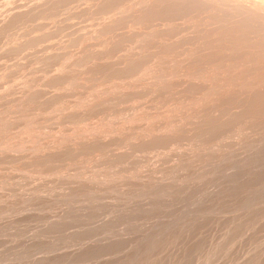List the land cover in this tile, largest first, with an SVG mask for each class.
Returning a JSON list of instances; mask_svg holds the SVG:
<instances>
[{
    "label": "rangeland",
    "instance_id": "obj_1",
    "mask_svg": "<svg viewBox=\"0 0 264 264\" xmlns=\"http://www.w3.org/2000/svg\"><path fill=\"white\" fill-rule=\"evenodd\" d=\"M76 1L0 0V264H264V16Z\"/></svg>",
    "mask_w": 264,
    "mask_h": 264
},
{
    "label": "bare ground",
    "instance_id": "obj_2",
    "mask_svg": "<svg viewBox=\"0 0 264 264\" xmlns=\"http://www.w3.org/2000/svg\"><path fill=\"white\" fill-rule=\"evenodd\" d=\"M25 1H26V0H25ZM77 1H78V0H77ZM77 1H76V2H77ZM133 1H134V0H133ZM142 1L144 2V0H142ZM142 1H141V2H142ZM145 1L147 2V0H145ZM162 1H163V0H162ZM175 1H176V0H175ZM192 1H193V0H190V1H187V0H186L187 5H189L188 2L190 3V2H192ZM195 1H196V2H195ZM195 1H193L194 3H196L195 5H197V2H198V3L200 2L199 6L202 5V3H207V4L210 3L211 5H212L213 3H215V4H216V5H215L216 7H217L218 5H219V6L222 5V9H223V8L226 9L225 7L228 6V4H229V6H228L229 9H231V8H232V10H233V9H235V10L239 9V10L242 11V13H244V14L246 13V14H245V15H247L246 17L251 16L252 13H253V14H259V15H261V16H264V3H263V1H261V0H258V1H257V0H245V1H244V0H243V1H241V0H195ZM79 2H80V1H79ZM79 2H77V3H79ZM81 2H82V1H81ZM81 2H80V3H81ZM135 2H136V1H135ZM141 2H140V3H141ZM148 2H150V0H148ZM151 2H152V1H151ZM157 2H158V1H157ZM178 2L181 3L180 0H178ZM182 2H183V0H182ZM186 2H185V3H186ZM193 2H192V3H193ZM212 2H213V3H212ZM132 3L134 4V2H132ZM132 3H129V5L131 4V5L129 6V7H130L129 9H131V8L134 6V5H132ZM136 3H137V2H136ZM136 3H135V4H136ZM158 3H159V2H158ZM194 3H193V4H194ZM22 4H23V3H22ZM137 4H138V3H137ZM207 4H203V5H202L203 10L206 9V8H208V9L205 10L206 12L203 11L199 6H198V8L201 9V10H199L196 6H195V8H192L193 6H191V7H189V9H190V8H192V10L195 9V12H194V11H193V12H194V15L197 16V17H199V15H200V16L205 15V16L207 17V15H209V14H207V13H208L207 11H209V10L211 11V10L214 9V11H211V12H215V8H216L215 6H214L215 8H213V6H210V5H207ZM217 4H218V5H217ZM190 5H191V4H190ZM190 5H189V6H190ZM206 5H207V6H206ZM213 5H214V4H213ZM78 6H80V4H78ZM135 6H136V5H135ZM183 6H184V5H183ZM205 6H206V8H205ZM224 6H225V7H224ZM184 7H185V6H184ZM209 7H210V8H209ZM211 7H212V9H211ZM220 7H221V6H220ZM220 7H217V8L220 9ZM133 8H134V7H133ZM217 8H216V9H217ZM66 9H68V8H66ZM66 9H65V10H66ZM218 9H217L216 11H218ZM224 9H223V10H224ZM6 10H7V9H6ZM190 10H191V9H190ZM190 10H187V11H184V12H188V13H189ZM192 10H191V12H190V15H191V14L193 15ZM196 10L199 11V12H198L199 15H196V14H197V13H196ZM226 10H228V9H226ZM226 10H224V11H226ZM232 10H231L230 12H232ZM239 10H237V12H238ZM112 11H115V10H112ZM112 11H111V14L113 13ZM201 11H203L202 13L205 12V14H202ZM210 11H209V13H210ZM220 11H222V10L220 9ZM12 12H13L12 10H11V12L9 11V14L12 13ZM180 12H181V11H180ZM234 12H236V11L233 10V13H234ZM237 12H236V13H237ZM115 13H119V11H117V12H115ZM115 13H114V15H116ZM182 13H183V12H182ZM200 13H201L202 15H201ZM216 13H217L218 17L221 16V13H220V12H219V13L216 12ZM223 13H225L226 15H228L229 11H228V12H223ZM223 13H222V14H223ZM239 13H240V11H239ZM239 13H238L237 18L235 17V15H237V14H235V13H234V15H232V16L230 15V17H234V20H235V19H238L239 15H240ZM3 14H4V13H3ZM107 14H108V13H107ZM185 14L187 15V13H185ZM185 14H184V15H185ZM206 14H207V15H206ZM212 14H213V13H211L210 16H211ZM225 14H224V15H225ZM231 14H232V13H231ZM248 14H249V15H248ZM104 15H105V14H104ZM104 15H102V16L104 17V19L102 18V20H101V19L99 18L100 21H103V20L106 19V18H105L106 16H104ZM109 15H110V11H109ZM112 15H113V14H112ZM133 15H134V14H133ZM184 15H183V16H184ZM188 15H189V14H188ZM194 15H193V16H194ZM215 15H216V14H214V18L216 19L217 15H216V16H215ZM226 15H225V18L227 17ZM245 15H244V16H245ZM107 16H108V15H107ZM110 16H111V15H110ZM193 16H190V17L192 18ZM195 16H194V17H195ZM222 16H223V15H222ZM253 16H254V15H253ZM3 17H4V15H3ZM108 17H109V16H108ZM108 17H107V18H108ZM180 17H181V15H180ZM184 17H185V16H184ZM184 17H183V20H185ZM194 17H193L194 22H196L195 19H196V20H197V19H198V20L200 19V20H201L202 22H204V23H205V21H207L208 19L211 20V18H209V17H208L207 20H206V18H205L204 16L201 17V18H196V17L194 18ZM211 17H212V16H211ZM230 17H229V15H228L227 18H230ZM240 17L242 18L241 15H240ZM177 18H179V17H177ZM181 18H182V17H181ZM181 18H179V19H181ZM185 18H186V17H185ZM187 18H189V16H187ZM187 18H186V19H187ZM202 18H203V20H204V18H205V20L203 21ZM252 18H253V17H252ZM261 18H262V17H261ZM162 19H163V18H162ZM215 19H212V21L215 20ZM220 19H221V17H220ZM232 19H233V18H232ZM247 19H249V18H247ZM250 19H251V17H250ZM255 19H256V17H254V20H255ZM175 20H176V19H175ZM187 20H189V19H187ZM190 20L192 21V19H190ZM190 20H189V21H190ZM210 20H208L206 23H210V22H211ZM225 20H226V19H225ZM225 20H224V21L221 20V21L225 22ZM234 20H232V21H234ZM240 20H241V21H239V19L237 20L238 23H236V20H235L236 25H239L244 19L242 18V19H240ZM251 20H253V19H251ZM260 20H261V19H260ZM154 21H155V20H154ZM180 21H182V19H181ZM191 21H190V23H191ZM209 21H210V22H209ZM217 21H218V20L216 19L215 21H213V23H214V22H217ZM219 21H220V20H219ZM221 21H220V22H221ZM255 21H256V20H255ZM95 22H96V21H95ZM105 22H106V20H105ZM105 22L103 21V23H105ZM109 22H111V21H109ZM173 22H174V21H173ZM175 22H176V21H175ZM175 22H174V23H175ZM177 22H179V20H177ZM183 22H185V21H183ZM192 22H193V21H192ZM194 22H193V23H194ZM202 22H201V23H202ZM223 22H222V23H223ZM239 22H240V23H239ZM244 22H245V21H244ZM249 22H251V21L249 20ZM258 22L261 23V21H259V20L257 21V23H258ZM262 22H263V21H262ZM99 23H100V22H99ZM163 23H164V22H163ZM165 23H166V22H165ZM186 23H188V22H186ZM193 23H192V25H193ZM197 23H200V21H199V22L197 21ZM206 23H205V24H206ZM211 23H212V22H211ZM211 23H210V24H211ZM213 23L211 24V26L213 25ZM217 23H218V22H217ZM217 23H215V24H217ZM260 23H258V24H260ZM182 24H183V23H182ZM195 24H196V23H195ZM195 24H194V27H195ZM205 24L202 23V25H203L202 27H204ZM223 24H224V23H223ZM241 24H243V22H242ZM241 24H240V26H241ZM246 24H247V21H246V23H245V26H246ZM151 25H152V24H151ZM168 25H169V24H168ZM168 25H167V26H168ZM183 25H184V24H183ZM192 25H191V27H192ZM207 25H208V24H207ZM163 26H164V24H163ZM163 26H162V27H163ZM186 26H189V27H190V25H188V24H187ZM196 26H197V25H196ZM199 26L201 27V25H199ZM211 26L208 25V27H210L209 29L214 30L213 28H211ZM213 26H214V25H213ZM222 26L226 28V25H225V26H224V25H221V29H222ZM245 26H244V27H245ZM250 26H251V25H250ZM250 26H249V27H250ZM151 27H152V26H151ZM170 27H171V26H169V28H170ZM189 27H185V28H186V29H189ZM191 27H190V28H191ZM200 27H199V28H200ZM206 27H207V26H206ZM214 27H215L216 29H217V28L219 29V25H218L217 27H216V26H214ZM261 27H262V26H261ZM90 28H91V27H90ZM157 28H158V27H157ZM199 28L197 27V31H198V30L200 31V29L202 30V32L204 31L202 28H200V29H199ZM228 28H229V27H228ZM228 28H227V29H228ZM242 28H243V27H242ZM245 28H246V27H245ZM251 28H252V27H251ZM257 28H258V27H257ZM87 29H88V27H87ZM155 29H156V28H155ZM186 29H185V30H186ZM193 29H196V27H195V28H192V31H193ZM204 29H205V27H204ZM216 29H215V30H216ZM218 29H217L216 32L214 31V33H217L218 31H220V30H218ZM229 29H230V28H229ZM246 29H247V28H246ZM248 29H249V28H248ZM263 29H264V27H263ZM189 30H190V29H189ZM212 30H211V31H212ZM230 30H231V29H230ZM86 31H87V30H86ZM89 31H90V30H89ZM186 31H187V30H186ZM205 31L208 32V31H210V30H208V28H207V29H205ZM87 32H88V31H87ZM157 32H158V31H157ZM163 32H164V31H163ZM188 32H189V31H188ZM220 32L222 33L223 31H220ZM224 32H225V30H224ZM226 32H227V31H226ZM230 32H231V31H230ZM232 32H233V31H232ZM85 33H86V32H85ZM234 33H235V32H234ZM249 33H250V32H249ZM219 34H220V33H219ZM226 34H227V33H226ZM226 34L223 33L224 38H225V35H226ZM232 34H233V33H231V35H232ZM235 34H236V33H235ZM237 34H238V33H237ZM217 35H218V33H217ZM231 35H230L229 32H228V35H226V36H227L226 41H227L228 38H232ZM239 35H240V34H239ZM172 36H173V35H172ZM172 36H171V37H172ZM208 36H209V35H208ZM250 36H251V35H250ZM163 37H164V36H163ZM239 37H240V36H239ZM242 37H243V36H242ZM145 38H146V37H145ZM150 38H151V37H150ZM168 38H169V37H168ZM209 38H210V37H209ZM214 38H215V37H214ZM233 38H234V35H233ZM233 38H232V39H233ZM249 38H250V37H249ZM211 39H212V38H211ZM220 39H221V36H220ZM234 39H235V38H234ZM234 39H233V40H234ZM236 39H237V38H236ZM236 39L234 40V42L231 40L232 43H236V41H237ZM209 40H210V39H209ZM215 40H217V38H216ZM222 40L225 41V39H223V37H222ZM228 40H230V39H228ZM242 40H243V39H242ZM85 41H86V40H85ZM152 41H153V40H152ZM155 41H156V40H155ZM217 41H218V44H219L220 40H217ZM224 41H223V42H224ZM231 41H229V42H231ZM189 42H190V41H189ZM209 42H210V41H209ZM212 42H215V41L212 39ZM227 42H228V41H227ZM58 43H59V42H58ZM82 43H83V42H82ZM160 43H161V42H160ZM201 43H202V42H201ZM221 43H222V41H221ZM225 43H226V42H225ZM225 43H224V44H225ZM256 43H257V40H256ZM154 44H155V43H154ZM214 44H215V43H214ZM58 45H59V44H58ZM80 45H81V44H80ZM195 45H196V44H195ZM205 45H206V44H205ZM205 45H204V46H205ZM207 45H208V44H207ZM238 45H239V44H238ZM240 45H241V44H240ZM257 45H258V44H257ZM263 45H264V44H263ZM188 46H189V45H188ZM191 46H192V45H191ZM212 46H213V45H212ZM218 46H219V45H218ZM231 46H232V45H231ZM231 46H230V47H231ZM234 46H235V45H234ZM234 46H233V47H234ZM58 47H59V46H58ZM89 47H90V46H89ZM93 47H94V46H93ZM129 47H130V46H129ZM192 47H193V46H192ZM195 47L197 48V46H194V48H195ZM201 47H202V45H201ZM205 47H207V46H205ZM208 47H209V46H208ZM0 48H1V47H0ZM56 48H57V47H56ZM61 48H62V47H61ZM65 48H66V47H65ZM65 48H63V49H64L66 52H67V50H68V51L71 50V49H70V50L68 49V48H70V47H68L67 49H65ZM79 48H82V47H79ZM79 48H78V51H79ZM95 48H96V47H95ZM132 48H133V47H132ZM132 48H131V49H132ZM187 48H188V47H187ZM194 48H193V49H194ZM196 48H195V49H196ZM220 48H221V47H220ZM228 48H229V47H228ZM239 48H240V47H239ZM73 49H74V48H73ZM73 49L71 50V52L73 51ZM84 49H85V48H83V49H81V50L84 51ZM86 49H87V48H86ZM91 49H92V48H91ZM128 49H129V48H128ZM128 49H127V50H128ZM134 49H136V48H134ZM232 49H233V48H232ZM248 49H249V47H248ZM5 50H6V49H5ZM58 50H60V48H59ZM61 50H62V49H61ZM64 50H63V51H64ZM95 50H96V49H95ZM129 50H130V49H129ZM132 50H133V49H132ZM184 50H185V49H184ZM186 50H187V49H186ZM188 50H189V49H188ZM65 51H64L63 53H65ZM74 51H75V50H74ZM83 51H82V52H83ZM88 51H89V50H88ZM90 51H91V50H90ZM232 51H233V50H232ZM232 51H231V52H232ZM240 51H241V50H240ZM251 51H252V50H251ZM188 52H189V51H188ZM190 52H191V51H190ZM248 52H249V51H248ZM258 52H259V51H258ZM263 52H264V51H263ZM86 53H88V52H85V56H87ZM222 53H223V52H222ZM72 54H73V53H72ZM72 54H71V55H72ZM128 54H129V53H128ZM235 54H236V53H235ZM64 55L66 56V54H64ZM73 55H74V54H73ZM75 55H76V54H75ZM75 55H74V56H75ZM83 55H84V54H83ZM231 55H232V54H231ZM238 55H239V54H238ZM252 55H253V52H252ZM65 56H64L63 58H65ZM69 56H70V55H68L67 57L69 58ZM88 56H90V55H88ZM227 56H228V55H227ZM70 57H72V56H70ZM230 57L232 58V56H230ZM254 57H255V56H254ZM257 57H258V56H257ZM75 58H78V56H77V57L75 56ZM86 58H87V57H86ZM180 58H181V57H180ZM70 59H71V58H70ZM89 59H90V58H89ZM202 59H203V58H202ZM251 59H252V58H251ZM68 60H69V59H68ZM225 60H227V59H225ZM247 60H248V59H247ZM258 60L260 61V59H258ZM186 61H187V60H186ZM232 61H233V60H232ZM239 61H241V60H239ZM63 62H65V61H63ZM81 62H82V61H81ZM230 62H231V61H230ZM241 62H242V61H241ZM241 62H240V63H241ZM257 62H258V61H257ZM59 63H60V62H59ZM66 64H68V63H65V66H67ZM184 64H185V63H184ZM258 64H260V63H258ZM62 65H64V64H62ZM85 65H86V64H85ZM251 65H252V64H251ZM53 66H55V65H53ZM231 66H232V65H231ZM231 66H229V67H231ZM238 66H239V67L241 66L240 68L242 69L243 64H242V65L240 64V65H238ZM252 66H253V65H252ZM255 66H256V65H255ZM262 66H263V65H262ZM63 67H64V66H63ZM68 67H69V66H68ZM68 67H67V68H68ZM236 67H237V66H235L234 68L236 69ZM244 67H245V66H244ZM247 67H248V66H247ZM247 67H246V70H248ZM48 68H49V67H48ZM48 68H47V69H48ZM52 68H53V67H51V69H52ZM54 68H55V67H54ZM217 68H218V67H217ZM234 68H233V70H234ZM257 68H258V66H257ZM55 69H56V68H55ZM55 69H54V70H55ZM61 69H62V68H61ZM215 69H216V68H215ZM229 69H231V68H229ZM244 69H245V68H244ZM249 69H251V68H249ZM172 70H173V69H172ZM174 70H175V69H174ZM197 70H198V69H197ZM236 70H239V69H236ZM246 70H245V71H246ZM68 71H69V70H68ZM175 71H176V70H175ZM209 71H210V70H209ZM231 71H232V70H231ZM218 72H219V71H218ZM218 72H217V73H218ZM232 72H233V71H232ZM242 72H243V71H242ZM252 72H253V71H252ZM139 73H140V72H139ZM183 73H184V72H183ZM186 73H188V72H185L184 75H185ZM253 73H254V72H253ZM173 74H175V73H173ZM181 74H182V73H181ZM189 74H190V73H188V75H189ZM206 74H207V73H206ZM141 75H142V74H141ZM178 75H180V74H178ZM196 75H197V74H196ZM215 75H216V74H215ZM176 76H177V75H176ZM186 76H187V74H186ZM198 76H199V75H198ZM148 77H149V76H148ZM177 77H178V76H177ZM187 77H188V76H187ZM195 77H197V76H195ZM214 77H215V76H214ZM223 77H224V76H223ZM193 78H194V77H193ZM210 78H211V77H210ZM217 78H218V77H217ZM174 80H175V79H174ZM250 80H252V79L250 78ZM225 81H226V80H225ZM237 81H238V80H237ZM130 82H131V81H130ZM132 82H134V81L132 80ZM148 82H149V81H147V83H148ZM166 82H167V81H166ZM170 82H171V81H170ZM243 82H244V81H243ZM246 82H247V81H246ZM160 83H162V82H160ZM219 83H220V82H219ZM262 83H263V82H262ZM128 84H129V83H128ZM152 84H153V83H152ZM260 84H261V83H260ZM263 84H264V83H263ZM130 85H131V84H130ZM144 85H145V84H144ZM136 86H137V85H136ZM205 86H206V85H205ZM139 87H140V86H139ZM149 87H150V86H149ZM217 87H218V86H217ZM243 87H244V86H243ZM203 88H204V87H203ZM218 88H219V87H218ZM142 89H144V88L142 87ZM147 89H148V88H147ZM137 91H138V90H137ZM148 92H149V91H148ZM151 93H152V92H151ZM26 98H27V97H26ZM26 98H24L25 101H26ZM30 100H31V99H30ZM148 106H149V105H148ZM145 111H146V110H145ZM151 130H152V129H151ZM147 131H148V130H147ZM149 132H150V131H149ZM153 132H154V131H153ZM261 133H262V132H261ZM260 136H261V135H260ZM16 257H17V256H16ZM23 257H24V256H23ZM17 258H18V257H17ZM17 258H16V259H17ZM10 260H11V258H10ZM26 260H27V259H26Z\"/></svg>",
    "mask_w": 264,
    "mask_h": 264
}]
</instances>
